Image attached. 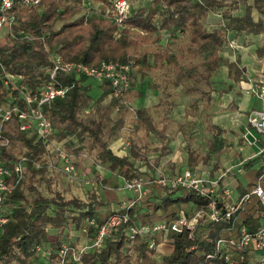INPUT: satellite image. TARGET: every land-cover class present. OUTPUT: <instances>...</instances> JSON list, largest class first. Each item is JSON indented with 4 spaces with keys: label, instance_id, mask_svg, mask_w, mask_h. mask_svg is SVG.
Segmentation results:
<instances>
[{
    "label": "trees",
    "instance_id": "trees-1",
    "mask_svg": "<svg viewBox=\"0 0 264 264\" xmlns=\"http://www.w3.org/2000/svg\"><path fill=\"white\" fill-rule=\"evenodd\" d=\"M83 1L99 4L101 8L87 18L85 12L80 14ZM112 1L42 0L36 8L15 9L13 25L4 27L6 40L10 42L0 43V66L5 72L20 76L21 80L18 89L12 90L6 89L0 78V104L11 96L12 103L24 109L19 91L23 88L33 94L47 83L53 55L88 67H97L109 60L132 61L133 72L130 89L121 98L112 96L107 81L98 85L85 76L60 75L61 83L69 88L66 95L43 106L45 117L57 130L52 137L56 143L76 133L81 145L67 149L68 152L94 153L96 164L110 172L107 179L98 181L105 185L102 195L90 191L85 199H66L51 189L53 178L47 176L56 154L43 141L20 132L15 116L3 123L2 135L7 141L0 146V160L11 166L25 157L26 168L22 177L12 174L7 180L11 192L3 202L8 220L0 227V264H41L34 253L35 246L49 244L54 252L59 247L62 232L70 224L79 229L86 221H93L96 235L115 212V207L122 205L117 197L116 177L129 182L134 178L155 176L151 173L159 167L160 159L171 153L168 136L174 122L170 115L176 107L171 86L187 81L193 83L189 91L195 99L187 110L191 111V116L201 114L205 130L212 136L206 140V153L198 156L193 147L194 137L184 124L174 129L181 132L186 142V167L195 170L200 163L208 164L211 153L221 152L226 141L225 131L212 123L211 83L215 72L224 65L221 49L239 36L258 37L255 54L259 59L264 58V0H152L150 7L132 6L130 15L121 25L114 22L112 16L105 15ZM240 5L244 7L243 12L235 14ZM210 13L220 16V23L214 29L206 24ZM18 31L26 37L14 36ZM164 32L169 34L171 42L163 45ZM27 35L34 39L31 41ZM225 65L231 82L239 83L242 77L239 62L227 61ZM145 78L151 80V90L160 92L158 102L153 109L134 110L135 139L129 141L126 155H116L110 143L124 128V114L130 103L143 96L135 87L137 80L142 82ZM231 89L228 86L223 92ZM150 133L159 136L160 150L149 148L146 139ZM156 151L160 152L159 157L149 162L147 155ZM257 158H261L264 171V153ZM133 161L144 163L146 170L138 169ZM251 163L253 161H248L247 165ZM219 165L220 162H216L215 168ZM262 171L259 170L258 175ZM43 181L49 187L47 195L37 190V185ZM237 190L239 196L251 191L241 184ZM209 202L190 189H167L153 184L146 196L135 201L134 207L119 210L121 215H128V220L114 233L106 235L99 249L81 255L77 264H230V261L245 264L251 257L249 251L242 254L217 251L215 242L221 237H237L242 226L255 229L257 218L264 219V209L256 197L242 205L230 220L214 222L203 216L193 231L185 227L179 232L171 231V225L181 214L190 220L197 211H206ZM157 222H164L170 229L167 237L172 251L167 256L148 246L152 239L159 244L161 234L139 237L130 243L124 233L135 223L151 227ZM50 230L55 232L54 238L49 237ZM208 254L213 257H207ZM227 254H230L229 261L225 260Z\"/></svg>",
    "mask_w": 264,
    "mask_h": 264
},
{
    "label": "built area",
    "instance_id": "built-area-1",
    "mask_svg": "<svg viewBox=\"0 0 264 264\" xmlns=\"http://www.w3.org/2000/svg\"><path fill=\"white\" fill-rule=\"evenodd\" d=\"M42 0H0V30L4 27H11L15 21V9L17 8H36L41 4ZM83 13L87 18L92 17L93 13H98L101 5L83 1L81 3ZM132 5L128 0H113L106 8L105 15L112 16L114 22L122 24L123 21L130 15ZM214 14V13H211ZM218 18V14H215ZM220 19V18H219ZM118 36V33H114ZM228 47H236L235 41H230ZM262 66L259 73L252 78L244 81L242 92L248 97L256 98L264 101V58L259 59ZM52 69L48 75V81L41 87H38L33 94L25 89H21L20 95L23 101L24 109L12 103L11 96L8 100L0 104V146L6 144V139L2 135L3 123L9 121L13 116L17 118L18 129L22 133H27L34 136L36 140L43 141L52 147V152L56 154L59 167L62 173L74 180H82L89 183L88 177L73 164V156L62 149L59 143H56L52 137L56 133V129L52 123L45 117L43 106L55 99L63 98L68 86L61 83L60 75H75L85 76L92 79L96 84H102L107 81L111 86V94L113 97L121 98L130 89V76L133 72L132 61L119 62L109 60L102 62L97 67H88L83 63L65 61L58 55L51 57ZM0 78L6 89H18L21 77L12 75L4 71L0 66ZM258 137L264 139V107L253 109L247 114V128L244 132V142L249 146H254V141L259 144L256 147L255 158L264 153V141H259ZM251 138L253 141H250ZM263 142V143H262ZM216 156V154L214 155ZM249 159H253L249 158ZM211 163L216 164V159L211 158ZM248 162V161H247ZM246 160H238L225 165L223 173H219L213 178L196 174L191 169H183L179 173L171 176L155 175L152 178L139 177L125 181L124 190L132 192V199L127 203H122L121 207H115L107 221L99 228L98 233L94 234V222L86 221L84 225L76 229L73 224L64 229L59 239V247L52 252L49 244L36 245L34 249L35 255L38 257L41 264H67L71 261L72 264H77L80 261L81 255L86 252L99 249L102 244V239L109 234L114 233L119 226L128 220V215H121L119 210L122 208H132L135 201L141 200L149 193L150 187L156 184L162 188L177 189L186 188L194 191L201 198L209 199V205L206 211H197L193 218L187 220L183 214L176 222L171 225V231L179 232L182 227L189 231L195 229V225L199 218L206 217L208 221L217 222L218 220H230L232 215L244 204L251 201L252 197H256L264 209V171L258 175L255 186L250 192L242 196H233L230 189L224 184V176L227 173L236 171L239 173L247 164ZM26 168V158L21 157L11 166L5 165L0 160V227L4 225L8 218L5 215L4 200L11 192L7 184V180L14 174L16 177H22ZM223 183V184H222ZM221 201L222 204H219ZM135 217V214L132 215ZM164 222H157L153 226L141 225L135 223L128 226L125 230V236L130 243H133L137 238L146 235L156 236L162 235V240L159 244H155L154 240L150 242L149 249L161 253V246L169 244L168 233L170 230ZM76 242V245H75ZM217 251H233L237 254H242L249 251L251 257L245 264H264V219L258 217L257 225L254 230H250L246 226L239 229L237 237L218 238L215 242ZM230 254L225 256V260L229 261ZM207 257H213V254H208ZM230 264H233L230 261Z\"/></svg>",
    "mask_w": 264,
    "mask_h": 264
},
{
    "label": "rangeland",
    "instance_id": "rangeland-1",
    "mask_svg": "<svg viewBox=\"0 0 264 264\" xmlns=\"http://www.w3.org/2000/svg\"><path fill=\"white\" fill-rule=\"evenodd\" d=\"M129 2L132 4L133 7H139V6H145V7H150L152 4V0H129ZM244 7L242 5H240V9L235 12V14H241L243 12ZM80 14L83 13L82 11V7L80 4ZM218 23L219 20L218 19ZM216 19H211L210 22L214 25L216 24L217 21ZM219 25V24H218ZM212 26V25H211ZM209 28H212V27ZM5 28L0 30V43H9L10 40H6V36H5ZM23 36L26 37L25 33L18 31L14 33V36ZM28 39H30L32 41V39L29 35ZM166 41L171 42V38L169 37L168 33H163V41L161 42L163 45L165 44ZM172 41H174L172 39ZM259 41V40H258ZM257 41V42H258ZM257 45V44H256ZM227 45H225V47H223L221 49V55L224 59H227L225 50L227 51ZM226 61V60H225ZM224 61V65L220 66V68L215 72L214 76L212 77V83H211V91H212V97L213 99H220L221 97H223L222 94H224V90L227 89L228 87V82H227V70H226V65ZM150 84H151V80L145 78L142 82H140V84L138 83V85L136 86L135 89H139L145 92V95L148 96L149 89H150ZM193 85L192 82L187 81L186 83H184L183 85H179V86H171L170 90H171V94L173 96L174 101L176 102V106L172 113H171V117L173 119L174 122V127L169 130V135H172V133L176 130L174 129L175 127H177V125L179 123H183L185 128L187 129V131L190 132L189 135H193L194 137V141H193V147L196 150V153L198 154V156H203L206 153V140L208 138L209 133L205 130V126L203 123V119L201 117V114L199 115H194L191 116V111L189 112L187 110V107L189 105V103L191 101H193L195 99V97L192 95V92L189 91V88H191ZM226 94V93H225ZM95 96L98 95V92H96V94H94ZM145 98V97H143ZM142 98V99H143ZM224 99L227 98V96L225 95L223 97ZM222 98V99H223ZM155 100V98H154ZM256 100V99H254ZM219 103H221L220 100H218ZM213 105H214V101H213ZM201 107V106H200ZM214 108V106H213ZM231 109H233V107H230ZM201 109V108H200ZM213 111V109H212ZM153 115L155 116V118H157V115L153 112ZM190 116V117H188ZM124 117H126V122L124 125V128L122 129V131L118 134V137L115 140H118L120 138V142L122 143L123 147L125 150V153H127L128 149H129V141L131 139H135V135L133 134L132 130L134 129V124L132 122V119L134 118V109L133 107L130 105L129 106V110L126 111V113L124 114ZM57 133V130L55 131ZM142 134V133H140ZM237 135V134H236ZM31 136V135H29ZM155 137V136H154ZM158 138V137H157ZM156 138V140H157ZM226 141H224V148L222 149L221 152L219 153H211V156L209 157V161L208 164H203L200 163L199 165H197L196 169L193 170L195 171L196 174H202L203 176H208L209 178H213L216 175H219V173H223L224 171H226L225 169V164L226 166L229 163H233L234 161H236L237 159H242L244 156L242 155V152L240 151V147L244 146L243 141H237V137L233 138V140L235 141H229L228 139H225ZM78 138H77V134L76 133H70L69 136L62 142L59 143V146L62 147V149H64L65 151L68 152L67 149H76L79 145H81L78 142ZM254 146H258L257 144L263 145L258 141H254ZM263 143V142H262ZM148 144V143H147ZM181 144H184L183 146H179L178 149H181L182 152V159H178L176 162L173 161H169L166 160L165 158L160 160V163H162V165L157 169L158 171L156 172V174L154 175H166V176H173L177 173H179V168L183 167L184 169L188 168L186 167V159H187V150H186V142L185 141H181ZM149 145L150 149H156V150H160V146H155V145ZM252 147V146H250ZM49 149L52 150V147H50ZM245 150V149H244ZM248 150L245 153V156L247 155L248 157L253 159H246L247 161H253V163H257V162H261L260 159L261 158H255V154L256 151H254L253 149L249 148L246 149ZM157 152V151H156ZM54 153V152H53ZM70 153V152H69ZM153 153V152H152ZM155 153V152H154ZM73 156V164L75 167L79 168L89 179V183H85L82 180H74V179H70L69 177L65 176L62 173L61 168L59 167V163L57 158L54 159L52 168H50L49 174L47 177L53 178V180L51 181L52 184H50V188L54 189L56 191H58V193L60 195H62L63 197H65L66 199H72L73 197H77L80 199H85L86 195L88 194V192L90 191H95L98 195H102V191L103 188H105V185H102V183H99L98 181H100L101 179H107L110 175L109 171L104 170L102 167H100L99 165L96 164L95 160H94V153L92 154H88V153H84V150H82L79 154H73L70 153ZM150 154V153H149ZM160 154V153H159ZM216 154V156H214ZM151 155V154H150ZM216 159V162H220V165L218 168H215V165L213 163H211V158ZM134 165L138 168L141 169L142 171L146 170V165L144 163L141 162H135L133 161ZM253 163L249 164V165H245L242 169L241 172L236 173V171H232L227 173L226 176H224V178H226L229 174H234L237 177V181L244 187V188H248V189H252L255 186L256 183V179H257V175H258V171L260 170V172L262 171L261 168L258 170L253 166ZM254 167V168H252ZM189 169V168H188ZM183 170V169H182ZM202 172H205L204 174ZM263 172V171H262ZM261 174V173H260ZM259 174V175H260ZM230 176V175H229ZM115 183L117 184V197L120 199L121 203H127L129 202L133 195L132 192L124 190V186H125V181L123 180V178L121 177H116V181ZM112 186V185H111ZM113 187V186H112ZM230 189V188H229ZM37 190L39 192H41L43 195H47L49 192V187L46 184L45 181H43L42 183L37 185ZM48 213H51L50 211H48ZM49 237L54 238L53 235H55L54 231H48ZM165 245L161 246V249L164 247ZM166 250L161 251V253H159L160 255H165ZM161 257H158L157 259H160Z\"/></svg>",
    "mask_w": 264,
    "mask_h": 264
},
{
    "label": "crops",
    "instance_id": "crops-1",
    "mask_svg": "<svg viewBox=\"0 0 264 264\" xmlns=\"http://www.w3.org/2000/svg\"><path fill=\"white\" fill-rule=\"evenodd\" d=\"M217 18L218 17L215 14H211V13L208 14L206 24L209 27L212 25L211 26L212 28L208 27L209 29H214L215 27L218 26V24L220 23V20L218 23ZM211 19H216L217 23L213 25L210 22ZM258 40H259L258 37L249 38L246 36H239L235 39L236 47L230 48V47H227L228 45L226 46L227 51L225 50L224 55L226 54L227 59H224L222 57L224 60L229 61V62L238 61L239 67L242 70L241 81L237 84H234L233 82H231V80L228 78V73H227L228 86H231L232 89L229 92H224V94H222L223 97L225 95L227 96L226 99L221 97L220 99H214L213 100L214 101V105H213L214 108H213V115H212V123L215 124L216 126H219L221 129H223L225 131L223 138L228 139L229 141H235V140H233V138L237 137V141H243L244 142L245 141L244 140V132H245V129L247 128V114H248V112L253 110V109H260V108L264 107V101H260L256 98H253V97H248V96L244 95L242 92V86H243L244 81L248 78L255 77L262 68V66L259 63L258 57L255 54V48L257 47L256 44H257ZM220 54H221V52H220ZM226 70H227V67H226ZM138 83L140 84L139 80H137L136 86L138 85ZM142 92H143V96L141 98L133 100L130 103V105L133 107L134 110L139 109V108H143V107H150L153 109L154 105L158 102L160 92L156 91V90L149 89L150 93L148 94V96L145 95L144 91H142ZM143 97H145V98H143ZM154 98H155V100H154ZM254 99H256V100H254ZM218 100H220L221 103H219ZM230 107H233V109H231ZM188 117H190V116H188ZM170 119L173 121L171 116H170ZM182 124L183 123H179L178 125H182ZM211 137L212 136L209 133L208 139H210ZM156 138H157V140H156ZM257 138L259 141L260 140L264 141V139H262L258 136H257ZM146 140H147V143L150 145L153 144L155 146H160V138L158 135H156L154 133H150ZM249 140L253 141L251 138H249ZM168 141H169L168 147L170 148L171 153L168 156L163 157V158H165L166 160H169V161L171 160L173 162H176L178 159H182V161H183L184 157L182 156L181 149L180 150L178 149L179 146L184 145V144H181V141H184L181 132L175 130L172 133V135L168 136ZM109 147L116 155H119V156H123V155H126L128 153V151H127V153H125V151H123L125 149H124L122 143L120 142V138L118 140L112 141L110 143ZM249 148L256 151L255 146L250 147L249 145L244 143V146L240 147V149H241L240 151L242 152V155L244 157L242 159H237L236 161L246 160V159L250 158L247 155L245 156V153L248 151L246 149H249ZM159 153L160 152H155V153L153 152V153H150L151 155L148 154L147 155L148 161L151 162L153 159H157L160 155ZM163 158H161V159H163ZM255 162L253 163V166L259 170L261 168L262 163L261 162L255 163ZM161 165H162V163H160L159 167ZM254 167H252V168H254ZM182 169H184V168L183 167L179 168V171H181ZM157 171H158V169L156 168L153 173L156 174ZM202 173L204 174L205 172H202ZM229 175L226 178H224V180H223L224 184H226L227 187L230 188V191L232 192V197L238 196L239 191L237 190V187L240 183L237 181V177L234 174H229ZM162 249L166 250V252H165L166 254L165 255L162 254V255L167 256L171 253L172 246L169 244H165V246Z\"/></svg>",
    "mask_w": 264,
    "mask_h": 264
}]
</instances>
